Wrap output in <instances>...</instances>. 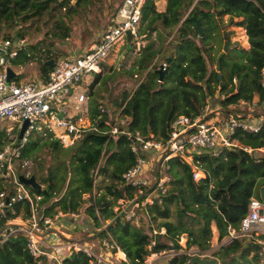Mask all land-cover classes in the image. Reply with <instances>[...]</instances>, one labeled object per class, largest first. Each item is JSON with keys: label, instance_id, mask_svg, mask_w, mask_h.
I'll return each instance as SVG.
<instances>
[{"label": "trees", "instance_id": "trees-1", "mask_svg": "<svg viewBox=\"0 0 264 264\" xmlns=\"http://www.w3.org/2000/svg\"><path fill=\"white\" fill-rule=\"evenodd\" d=\"M68 1L0 0V26L13 29L0 35L12 37L17 34L24 38L22 28L28 27L23 26L24 23L52 9L66 8V12L70 13L79 0L72 5ZM112 1L115 4L113 6L112 2L108 25L118 3L117 0ZM192 2L165 0L160 11L155 9L153 0H144L142 4L137 35L147 40L153 32L157 42L155 47L154 41L149 40L142 46L135 69L142 71L152 66L134 89L122 92L120 100L115 102L117 107L123 106L120 115L126 117L132 136L136 132L142 136L153 134L164 140L173 117L197 116L210 100L217 102L224 117L232 113L246 114L245 103H254L251 106L253 113L264 111L259 107L264 100V0ZM191 16L198 20L200 33ZM228 26L243 30L247 47L238 43L229 46L228 37L233 31L226 30ZM47 33L34 44H25L17 56L22 63L35 60L43 80L49 70L44 61L50 58L55 61L48 47H37L42 42L51 45ZM68 35L69 30L60 19L52 22L50 38L62 40ZM223 38L230 53L226 51L220 56L219 69L215 71L212 63L214 61L215 67L217 56L211 55L210 49L220 40L223 42ZM162 62L166 64L167 71L158 81L154 70ZM100 77V73L93 74L87 85V94L92 93ZM96 113V106L89 108L90 117ZM2 136L3 131H0V145ZM231 138L237 143L234 147H222L215 153L210 149H200L192 155L193 163L205 174L203 179H191V165L185 160L179 157L166 160V190L159 196V201L143 206V211H146L156 230L164 229V232L156 234L153 251L169 252L163 243L171 245V250H181L179 254L169 256L167 264H185L190 257L208 251L209 257L204 258L214 259L216 264H264V247L257 243L253 235L249 238L238 236L213 250L210 247L211 227H214L217 243L227 236L228 229L238 230L250 199L260 200L259 188H264V119L256 131L236 128ZM130 142V137L121 135L108 140L104 147L103 136L88 134L74 145V152L69 157L65 155L60 161L53 158L57 165L65 162L64 169L59 166L43 170L45 174L39 175L38 180L36 173L31 174L41 185L39 191L26 188L30 194L41 196L38 208L43 216H52L57 211L66 214L81 207L84 216L90 218L96 228L100 225L95 210L103 220H112L104 230L96 231V236L110 235L124 252L128 263L138 264L148 254L145 246L150 231L142 223L135 228L124 220V214L115 218L118 212L111 209L119 198H134L133 188L124 185L121 179V174L133 165L137 156L130 150ZM42 143L50 148L49 154L62 149L56 140L36 135L22 146L21 156L29 157ZM103 147L104 153L98 164ZM106 151L108 156L103 161ZM97 164V174H108L110 179L102 187V192L95 196L96 192L92 194V172ZM12 192L9 187L8 193ZM84 194L87 198H82ZM170 205H173L172 210ZM12 206L13 213L7 210L4 216H0L1 231L7 219L29 215L26 200H19ZM181 235H184L183 248L178 244ZM257 238L264 240V234H258ZM192 247L195 251L187 254ZM87 259L81 252H72L62 258L61 264H87ZM0 264H44V258H33L26 249L24 236L15 231L0 242Z\"/></svg>", "mask_w": 264, "mask_h": 264}, {"label": "built area", "instance_id": "built-area-1", "mask_svg": "<svg viewBox=\"0 0 264 264\" xmlns=\"http://www.w3.org/2000/svg\"><path fill=\"white\" fill-rule=\"evenodd\" d=\"M117 6L110 19V24L101 35L100 39L90 44L82 53L56 59L52 67L46 72V78L41 83L19 79L16 73L7 80V69H11L12 60L16 58L20 48L25 47V38L15 34L12 37L0 35V120H9L15 125V137L8 144L0 148V216H4L9 210L13 213V204L19 200H26L29 204V215L7 219L4 223V231L0 233V242L10 233L20 232L25 238V246L33 258H44L61 264L62 258L72 252H81L88 259L87 264H129L122 250L107 234L98 241L99 250L95 249L92 242L76 241L66 237V232L58 230L55 223L66 216L76 219L77 211L66 214L57 211L52 216H43L38 208L41 196L30 194L25 185L19 182L17 168L25 169L28 166L26 156H21L20 149L34 136L50 137L58 142L60 147L67 148L75 145L86 135H97L105 138V144L110 139L121 135L131 138L130 150L137 154L135 162L121 174L124 185L133 188V196L142 197L135 205L145 206L153 201H159V196L166 190L168 177L165 174L166 160L171 157H179L191 165V179L196 181L203 179L205 174L193 163L192 155L200 149H210L215 153L222 147H234L236 141L231 138L236 128L244 131H256L264 114L251 116V105L247 104L246 114L232 113L226 118H207L210 108L205 105L200 114L192 118L185 115L173 117L168 125L167 137L162 140L153 134L142 136L135 133L133 136L123 130L126 117L120 115L123 106L110 112L97 106V113L90 117L86 112L80 111L74 102H82L84 94L79 93L77 87L85 81L92 79L93 74L101 72V64L111 51L113 45L125 39L126 31L131 35L134 49H139L140 37L137 35V26L140 20L141 8L144 0H117ZM197 0H193V4ZM1 33V32H0ZM152 65H149L150 68ZM162 68L166 64H160ZM264 72V71H262ZM234 82V80H232ZM256 119V120H254ZM26 126L22 132L19 143L15 142L18 130L22 124ZM11 127L7 128L10 133ZM104 147L100 152L99 162L104 153ZM245 151L248 148L243 147ZM152 154L150 165L147 154ZM92 172V183L95 182L97 166ZM18 166V167H17ZM26 170V169H25ZM152 173V180L146 176ZM24 176H29L28 173ZM145 174L146 177H143ZM9 187L11 194L8 193ZM82 198H87L84 194ZM136 199V198H133ZM132 199V200H133ZM131 200V201H132ZM128 202L120 198L117 203ZM130 201V202H131ZM143 201V202H142ZM136 202V201H135ZM128 206V205H127ZM126 206V209H128ZM126 209H117L113 212H127ZM39 212V215H37ZM128 220H132L135 228L141 226V219L137 218L133 211H129ZM140 224V226H139ZM12 225H16L11 228ZM146 228L150 231L148 244L145 246L148 254L138 264H150L159 257H165V251H153L156 234L164 232L163 228L156 230L149 224ZM264 234V202L250 199L247 213L240 222L238 230L228 229L225 239L236 238L244 235ZM63 240H69L67 243ZM263 242H261V245ZM64 251V252H63ZM206 254L199 257L204 258Z\"/></svg>", "mask_w": 264, "mask_h": 264}, {"label": "rangeland", "instance_id": "rangeland-1", "mask_svg": "<svg viewBox=\"0 0 264 264\" xmlns=\"http://www.w3.org/2000/svg\"><path fill=\"white\" fill-rule=\"evenodd\" d=\"M75 0H70L68 1L69 5L74 4ZM112 0H79V2L76 3L74 6V9L72 12H66V8H61V9H52L49 10L48 12L42 13L38 17H34L33 19H30L26 23H24L23 26H28L25 28H22V32L24 34L25 38V43L28 45L34 44L35 42L41 40L43 38V35L45 32H48L46 37L48 38L47 40L51 41V45L48 46L47 42H42L38 43L37 47L38 49H42L44 47H48L50 52L55 56L56 59H65L67 57H71L74 55L79 54L81 50H84L85 47L99 39L101 35L104 33L106 28L108 27V19L111 14L112 8ZM154 7L157 11H160L164 8L165 5V0H153ZM193 4V2H192ZM51 14V15H50ZM225 18V17H224ZM57 19H60L62 21L63 26H67L69 30V35L66 39L62 40H57L50 38V30L52 29V22L56 21ZM223 20V19H222ZM12 28V27H10ZM15 28V27H14ZM13 29H6L0 26V32L1 33H6V32H11ZM226 30H232V35L230 34L229 38V46H232L234 43H238L241 46H245V35L243 33V30L239 27H231L228 26ZM154 37V33L152 32L150 36L148 37L147 40H139V49H134V43H130V49L126 50L127 43L125 42V39L120 40L118 43L113 45L112 50L117 48L118 53H109L105 60L102 62V70H101V77L99 82L94 86L92 93L90 94H85L84 98V104L85 106H98L101 105L106 110L110 109H116L117 106L115 102H118L120 100V96L122 92H130L135 84L139 81V77L144 73V70L142 71H137L135 69L136 67V61H138L140 58L139 50L142 48V46L148 41L151 40ZM169 39V38H168ZM167 39V41H168ZM220 39V38H219ZM155 40V39H154ZM153 40V41H154ZM133 45V46H132ZM156 45V40L153 46L155 47ZM223 42L220 40L219 43H216L213 45V47L210 49V54L211 55H218L219 52L217 51H222ZM231 48V47H230ZM134 51H131V50ZM231 50V49H230ZM228 51V47H227ZM137 54H136V53ZM124 53V57H121V54ZM130 53V54H129ZM230 51H228V54ZM139 54V55H138ZM231 55V54H230ZM215 56V57H216ZM228 58V57H227ZM17 63L19 64H12L11 68L14 70L17 74L18 72V77L19 78H26L27 80H30L31 76L33 73H37L39 71V65L35 60H32L27 63H22L21 58L19 57L17 60ZM212 68L215 69L214 67V61L212 63ZM134 74L136 76L134 77ZM83 88V85H80L77 87V90H80ZM211 101V100H210ZM248 103H245L246 106ZM253 106V104H249ZM260 114V112H258ZM257 113L251 112V116L249 118H254L258 115ZM216 117V118H226L223 116L219 115H214V112H209L207 113V118L210 117ZM15 125L16 123L9 121V120H0V131H3L4 136H2V144L0 145V148L8 144L10 140L14 139L15 137ZM11 127L10 133L7 132V128ZM60 146V145H59ZM74 145L67 147V148H62L58 149L59 151H54L51 154L49 147H46L45 143L40 144L37 148L36 151H33L30 156L26 157V160H28V166L25 169H21L20 167L17 168L19 173L25 172L31 175L32 173H36V178L38 180L39 175H44L43 170H53L56 169V167L61 166L64 169L65 162H60L58 165L53 162L54 159H58L57 161H60L61 159L64 158V156H70L74 152ZM151 158L149 159L150 165L154 162H152V154H149ZM108 156V152L104 154L103 161L104 159ZM60 159V160H59ZM68 166V165H67ZM66 166V167H67ZM18 167V166H17ZM66 175V173H65ZM108 174H103V175H96L95 176V182H94V189H92V194H95L97 196L102 192V187L105 186L106 184L109 183V179L107 177ZM147 178L149 180H152V173L149 172L146 174ZM145 174H143V177H146ZM138 196L134 197L137 198ZM110 200L112 201L111 197H109ZM120 199V198H119ZM117 199V200H119ZM117 200L115 201L114 205L112 206V211L120 209H126V206L130 203L131 200L128 202H123L117 203ZM125 200V199H123ZM134 200V199H133ZM142 197L140 199H137L136 202H134L128 209L123 212L122 215L124 214V220L129 221L130 224H132V220H128L126 217H129V211H133L137 218L141 219V223L146 227V224H150L152 228H155V225L153 222L149 221V216L147 215L146 211H143V206L140 204L136 206L135 204L138 203V201H141ZM143 202V201H142ZM173 209V205H170V210ZM80 211V212H79ZM78 212V215L80 217L83 216V209L80 208ZM119 212V211H118ZM95 214L98 218V223H99V228H95L94 230L95 236H96V231L98 230H104L106 228L105 224L109 222V220L103 221L101 219V216L98 211L95 210ZM37 215H39V212H37ZM63 221H68L69 218L66 216H63L61 218ZM71 219V218H70ZM73 222V226H76L77 229H83L86 227H89L91 224L92 226L93 223L90 219L88 220V217L83 216L81 220L78 222L76 219H71ZM91 222V224H90ZM16 225H12L11 228H14ZM55 226L58 228V230H61L63 232H66V237H69L71 240H76V241H83L84 239H81L86 235V232L84 233H79L76 234L74 232H68V229L71 228L69 225V228L66 225H59L58 222L55 223ZM133 226V225H132ZM140 226V224H139ZM212 230V238L210 240V247L211 250L215 249L218 247V245H224L226 242H228L225 238L222 239L219 243L216 242V233L214 230V227H211ZM0 233H3V230L1 231L0 228ZM70 234V235H69ZM107 236V234H106ZM105 236V237H106ZM110 236V235H109ZM246 238H249V235H244ZM256 237V241L258 244L261 245L264 244V240L258 239L257 235H253ZM111 237V236H110ZM94 237L91 236L89 240L93 239ZM100 237H98L99 239ZM103 238V237H101ZM183 238V240H182ZM95 240V239H93ZM113 240V239H112ZM69 240H63L62 242L67 243ZM178 244L183 248L184 244V235H181L178 241ZM97 245H95L96 247ZM264 247V245H261ZM263 249V248H262ZM264 250V249H263ZM195 251V248L192 247L187 251V254H190ZM64 252V251H63ZM177 252V253H175ZM181 250L174 251V250H169V252L164 253L168 254L167 257H159L156 260H153L150 264H163L165 261L168 260L169 256L173 254H179ZM209 251L206 252L205 254L209 257ZM44 264H56L54 261L50 260H45L44 259Z\"/></svg>", "mask_w": 264, "mask_h": 264}, {"label": "water", "instance_id": "water-1", "mask_svg": "<svg viewBox=\"0 0 264 264\" xmlns=\"http://www.w3.org/2000/svg\"><path fill=\"white\" fill-rule=\"evenodd\" d=\"M190 18H191L192 20H194V22H195V26H196L198 32L200 33L201 29H200V26H199L198 20L195 19L193 16H191ZM124 37H125V42L127 43V46L130 47V43H131V35H130L129 31H126V32H125ZM226 51H227V42H226V39L223 38L222 51L217 55L216 62H215V71H218V69H219V58H220V56H221L224 52H226ZM167 61H168V59H166V62H167ZM44 64H45L46 66H48V67H52V65H53V59L50 58V59L44 61ZM166 71H167L166 67L162 68L160 65H158V66L156 67V69L154 70V72L157 74L158 81H160V80L162 79V76L166 73ZM12 75H13L12 70H11L10 68H8V69H7V80H9V78H11ZM217 77L219 78L218 75H217ZM236 89H237V83H236ZM236 89H235V90H236ZM168 117H169V113L167 114V117H166V118L168 119ZM25 126H26V122H24V123L22 124L21 128L18 130V133H17L16 139H15V142L12 144L13 147H16V146L18 145L19 140H20V138H21V135H22V132H23ZM123 130H124L125 132H128V131H129V127H128L127 125H125V126H123ZM18 180H19L20 183H22L23 185H25V186L31 188V189L34 190V191H39V190L41 189V185L35 180V178H34L33 175L24 176V175H22V174H19V175H18ZM137 199H140V197H139V198H136V199H134V200H132V201L128 204L127 208H129L130 205H132ZM259 199H260L261 201L264 202V188H263V187H260V188H259ZM121 215H122V212H118V213H117V216H116L115 218H117V217H119V216H121ZM115 218H114V219H115ZM114 219H113V220H114ZM111 221H112V220H111ZM111 221H109V222L107 223V225L110 224ZM162 245L165 246V247H166L167 249H169V250L172 249V246L169 245V244H165V243H163ZM167 262H168V261H167ZM167 262H166L165 264H167ZM194 263H196V264H216L217 262H216V260H214V259H205V258H201V257H199V256H192V257L189 258V261L186 262L185 264H194Z\"/></svg>", "mask_w": 264, "mask_h": 264}, {"label": "crops", "instance_id": "crops-1", "mask_svg": "<svg viewBox=\"0 0 264 264\" xmlns=\"http://www.w3.org/2000/svg\"><path fill=\"white\" fill-rule=\"evenodd\" d=\"M99 39H100V37H99ZM98 39V40H99ZM155 39V35H154V37L151 39V40H149V41H152L153 42V40ZM97 40V41H98ZM141 40V39H140ZM96 42V41H95ZM157 42V41H156ZM154 43H155V40H154ZM88 47V45L85 47V49ZM244 47H247V43H246V38H245V46ZM84 49V50H85ZM129 50L130 48L128 47V46H126V50ZM84 50H81V52H79V54L80 53H82ZM131 51H134L133 49L131 50ZM138 51V50H137ZM113 52H115V53H118V49L117 48H115V49H111V51L109 52V53H113ZM109 53H108V55H109ZM136 53V52H135ZM130 54V53H129ZM137 54V53H136ZM139 54H140V52H139ZM138 54V55H139ZM18 56V55H17ZM17 56H16V58L14 59V60H12V64H19V63H13L14 61L16 62V60L18 59L17 58ZM121 57L123 58L124 57V53H122L121 54ZM102 65V64H101ZM149 67V66H148ZM148 67H147V69H148ZM147 69L144 71V73L141 75V77H139L140 79H139V81L143 78V76L145 75V73H146V71H147ZM11 70H12V68H11ZM12 72L13 73H16L14 70H12ZM101 73V72H100ZM136 76V74H134V77ZM17 77H18V72H17ZM19 78V77H18ZM19 79H25V80H27L26 78H19ZM29 81H34V82H36V83H41L42 81H43V78H42V75H41V73H40V71H38L37 73H33V75L31 76V78H30V80ZM91 81V79L89 80V81H85V82H83L82 84H85L86 82V86L85 87H83L82 89H80V90H78V92L79 93H82V94H87V91H88V89H87V85H88V83ZM139 81L135 84V86H134V88L136 87V85L139 83ZM133 88V89H134ZM84 98H85V96H84ZM84 98H83V100H82V102H80V103H78V102H74V104H76V105H78L79 106V108H80V111L82 110L83 112H86L87 114H89V108H91L92 106H85V104H84ZM251 104H253L254 105V103H251ZM208 106H209V108H210V112H214V115L216 114V115H219V116H221V113H220V108H219V106H218V104H217V102L215 101V100H211V101H209V103L207 104ZM99 106V105H98ZM259 107H261V108H264V100H263V102L261 103V105L259 106ZM107 111H110V112H112V111H114V109H110V110H107ZM258 112H260V114H264V111H260V110H257L256 112H254L255 114L257 113L258 114ZM260 114H258V115H260ZM211 118V120H213V119H218V118H216V117H210ZM254 120H256V119H254ZM149 154V153H148ZM147 154V156H149ZM81 208V207H80ZM80 208H78V210H76L77 212L80 210ZM80 212V211H79ZM78 212V213H79ZM80 215V214H79ZM77 216V218H76V220H78V222L81 220V218L84 216V214H83V216L82 217H80V216ZM102 219V218H101ZM88 220L90 221V218H88ZM103 220V219H102ZM103 221H106V220H103ZM58 223H59V225H61V224H63V225H66L68 228H69V225L71 226V228L70 229H68V232L70 233V232H74V233H76V234H79L80 232L81 233H84V232H86V235L84 236V237H82L81 239H84L85 241H87V242H92L93 244H94V246L95 245H97L96 247H95V249L96 250H99L100 249V247H99V244H98V241H99V239H98V237L97 236H95V233H94V230H96L95 228V226H92V224H91V222H90V226L89 227H86V228H81V229H77V227L76 226H73V225H71V224H73V222L71 221V219L69 218V220L67 221H63L61 218L59 219V221H58ZM108 223V222H107ZM107 223L105 224V226H107ZM3 231H4V229H3ZM70 235V234H69ZM91 236H93L94 238L93 239H95V240H93V239H91V240H89L90 239V237ZM182 240H183V238H182ZM166 252V251H165ZM168 256V254L165 256V257H167ZM167 261H165L163 264H165Z\"/></svg>", "mask_w": 264, "mask_h": 264}]
</instances>
